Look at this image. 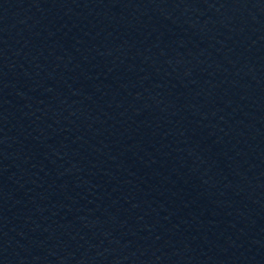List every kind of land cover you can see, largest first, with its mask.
I'll return each mask as SVG.
<instances>
[{
	"label": "water",
	"instance_id": "95a60500",
	"mask_svg": "<svg viewBox=\"0 0 264 264\" xmlns=\"http://www.w3.org/2000/svg\"><path fill=\"white\" fill-rule=\"evenodd\" d=\"M0 264H264V0H0Z\"/></svg>",
	"mask_w": 264,
	"mask_h": 264
}]
</instances>
